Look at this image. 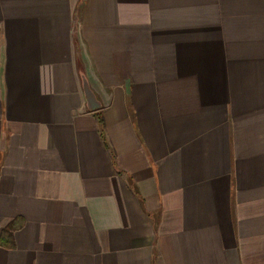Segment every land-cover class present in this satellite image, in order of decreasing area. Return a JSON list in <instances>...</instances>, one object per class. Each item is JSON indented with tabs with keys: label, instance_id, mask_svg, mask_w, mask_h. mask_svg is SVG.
Wrapping results in <instances>:
<instances>
[{
	"label": "crops",
	"instance_id": "obj_1",
	"mask_svg": "<svg viewBox=\"0 0 264 264\" xmlns=\"http://www.w3.org/2000/svg\"><path fill=\"white\" fill-rule=\"evenodd\" d=\"M0 264H264V0H0Z\"/></svg>",
	"mask_w": 264,
	"mask_h": 264
}]
</instances>
